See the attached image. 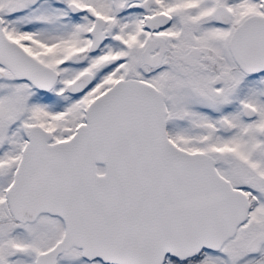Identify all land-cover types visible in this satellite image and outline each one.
I'll list each match as a JSON object with an SVG mask.
<instances>
[{
  "label": "snow or ice",
  "instance_id": "snow-or-ice-1",
  "mask_svg": "<svg viewBox=\"0 0 264 264\" xmlns=\"http://www.w3.org/2000/svg\"><path fill=\"white\" fill-rule=\"evenodd\" d=\"M0 264H264V0H0Z\"/></svg>",
  "mask_w": 264,
  "mask_h": 264
}]
</instances>
